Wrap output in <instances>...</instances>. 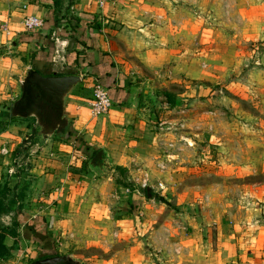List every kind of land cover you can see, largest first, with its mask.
Returning <instances> with one entry per match:
<instances>
[{"label":"crops","instance_id":"1","mask_svg":"<svg viewBox=\"0 0 264 264\" xmlns=\"http://www.w3.org/2000/svg\"><path fill=\"white\" fill-rule=\"evenodd\" d=\"M175 11L170 0H111L102 6L95 0H0V123L6 124L0 150H8L0 153V189L8 188L0 224L18 222V241L6 236L9 252L0 264H31L58 254L83 264H264V182L248 184L251 209L217 219L210 213L209 223L217 224L215 245L208 222L202 223L205 216L177 211L179 201L172 215L157 213L173 202L163 191L166 203L143 192L153 188L150 179L160 169H185L191 151L183 149L184 141H193L157 132L156 124L163 130L165 120L172 121L170 104L155 94L169 81L129 72L133 59L152 72L184 59V51L171 44L180 31ZM29 15L41 18L43 26L26 30L23 19ZM29 68L81 77L65 100V115L91 150L75 149L62 135L40 141L29 118L6 113ZM97 83L108 89L111 105L92 117L89 100ZM146 87L148 106L142 103ZM93 148L103 151L109 173L84 162ZM13 205L20 209L12 211ZM166 241L175 244L171 258L164 255Z\"/></svg>","mask_w":264,"mask_h":264},{"label":"rangeland","instance_id":"2","mask_svg":"<svg viewBox=\"0 0 264 264\" xmlns=\"http://www.w3.org/2000/svg\"><path fill=\"white\" fill-rule=\"evenodd\" d=\"M170 5L176 9L175 26L180 30L179 35L170 34L171 44L184 51V59L171 60L156 72L133 59L128 61L129 72L169 81L155 94H176L175 106L167 108L172 121L165 120L163 130L156 124L157 132H170L173 138L179 133L193 141L183 139V149L191 151L185 156V169H160L150 179L151 190L157 193L161 188L159 193L173 202L172 208L157 213L172 215L181 202L177 211L205 216L202 223L208 222L204 225L211 228L215 245L217 224L209 223L210 213L217 219L251 209L248 184L264 182V0H170ZM27 120L36 134L34 119ZM91 153L85 155V163ZM210 243L202 242L204 251ZM162 244L165 257L171 258L175 244Z\"/></svg>","mask_w":264,"mask_h":264},{"label":"water","instance_id":"3","mask_svg":"<svg viewBox=\"0 0 264 264\" xmlns=\"http://www.w3.org/2000/svg\"><path fill=\"white\" fill-rule=\"evenodd\" d=\"M76 74L43 75L34 68H29L19 84L20 94L10 106L12 117L33 118L37 129L36 137L40 141L55 136L65 135L69 120L65 115V100L73 88L80 82ZM149 88L146 87L142 103L149 105ZM92 168H99L109 173V162L102 150H98L90 159ZM31 264H83L71 254L51 255L36 259Z\"/></svg>","mask_w":264,"mask_h":264},{"label":"trees","instance_id":"4","mask_svg":"<svg viewBox=\"0 0 264 264\" xmlns=\"http://www.w3.org/2000/svg\"><path fill=\"white\" fill-rule=\"evenodd\" d=\"M158 100L161 102H166V103L172 105L174 103V96L172 94H170L169 92H163L162 95L159 96ZM8 117L10 118L9 115H8ZM11 118H13V117H11ZM3 124H5V123H2V124L0 123V130H3L5 128V126ZM62 138L68 142H71L74 145L75 149H77L79 151L86 153V151L91 150L90 146L84 141V139L81 136H78L76 134V132L71 130L70 128H69L68 132H66ZM97 150H99V149L93 148L92 154L95 153ZM119 169L121 170V168H119ZM121 171H123V169ZM7 190H8V188L4 187L2 192H0V213H1V211L5 210V206L3 205V199L7 197V193H8ZM143 192L146 196L153 197L158 201L166 203V200L160 194H157V193L152 192L151 190H147V189H144ZM42 220H43V218H42ZM17 227H18V222H17L16 218L13 219L11 226H5V225L0 224V258L4 257L9 252L8 248L5 244L6 236H12L14 238L15 242L18 241ZM28 227L31 228V230L34 229L31 226H28ZM33 261L34 260H32L31 262H33Z\"/></svg>","mask_w":264,"mask_h":264},{"label":"built area","instance_id":"5","mask_svg":"<svg viewBox=\"0 0 264 264\" xmlns=\"http://www.w3.org/2000/svg\"><path fill=\"white\" fill-rule=\"evenodd\" d=\"M109 1L111 0H95L96 4L99 6H102ZM23 25L26 30L35 31L43 26V20L37 16L29 15L24 17ZM110 105L111 99L108 95V89L104 86H100L98 83L94 84L89 100V114L92 117L103 115L108 111ZM159 129H161V124H159ZM169 145L172 146V144ZM0 153L7 154L8 150L6 148H1ZM143 185L145 186L146 183L143 182Z\"/></svg>","mask_w":264,"mask_h":264},{"label":"flooded vegetation","instance_id":"6","mask_svg":"<svg viewBox=\"0 0 264 264\" xmlns=\"http://www.w3.org/2000/svg\"><path fill=\"white\" fill-rule=\"evenodd\" d=\"M62 130L64 131V133H66V132H68L69 128H67V129L65 128V129H62ZM97 151H98V150H97ZM97 151H96V152H97ZM96 152H95V153H96ZM95 153H93V154L91 153V154H90V158H92V157L94 156ZM44 257H47V256H40V257H38L37 259L44 258Z\"/></svg>","mask_w":264,"mask_h":264}]
</instances>
